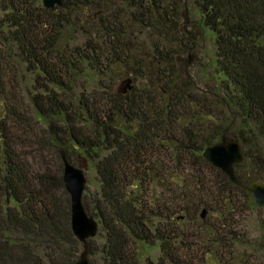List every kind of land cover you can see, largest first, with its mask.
Here are the masks:
<instances>
[{
    "label": "trees",
    "instance_id": "trees-1",
    "mask_svg": "<svg viewBox=\"0 0 264 264\" xmlns=\"http://www.w3.org/2000/svg\"><path fill=\"white\" fill-rule=\"evenodd\" d=\"M187 1L214 36L207 89L164 50L177 0H63L54 9L0 0V264L77 259L62 158L79 156L98 181L89 201L82 196L99 224L89 264H142L135 246L155 242L157 264H264V240L238 234L237 195L252 205L247 192L202 158L221 136H236L244 155L237 177L264 183L256 169L264 159L256 173L241 171L250 146L264 143V0ZM143 36L155 38L150 53ZM124 70L132 89L116 93L110 81ZM85 71L96 88L75 94ZM195 157L218 182L205 179ZM235 246L253 250L237 255Z\"/></svg>",
    "mask_w": 264,
    "mask_h": 264
},
{
    "label": "rangeland",
    "instance_id": "rangeland-1",
    "mask_svg": "<svg viewBox=\"0 0 264 264\" xmlns=\"http://www.w3.org/2000/svg\"><path fill=\"white\" fill-rule=\"evenodd\" d=\"M183 2V3H182ZM180 0H177L175 8L179 12V17L177 18L175 28L167 31L165 39L167 43L164 45V50L169 51L171 56L174 58V63L176 66L195 78L198 82L199 87L210 88L213 86L214 78L212 77L213 73V63L215 60V42L213 33L210 31H203L200 28L199 24V14L195 10V6L192 1L181 0V5H178ZM180 6V7H178ZM174 12V11H173ZM175 14V13H174ZM177 27V29H176ZM138 42L144 44L142 51L144 53H150L151 41L155 38L152 37L148 39L147 36L140 38ZM191 57L190 63L186 61L187 57ZM132 79V75L126 70L121 72H116L113 79L110 81L111 87L114 89H120V84L125 79ZM98 79L92 75L91 72L85 71L84 74H80L76 78L75 84V94L81 91L83 86L96 88V81ZM133 84V82H132ZM26 86V84H25ZM28 85L27 87H29ZM88 88V91L91 90ZM74 93H72L73 95ZM230 129H236V124H229ZM249 149V147H248ZM249 158L248 162L242 167L241 171L247 175L256 173L253 169V164L259 163V158L264 159V143L256 144L250 146L249 149ZM195 162L197 163L198 169L202 172V175H206L209 181H217L216 172L206 167L199 158L195 157ZM73 165L86 166L84 170V175L86 178V184L84 188L83 195L86 198V201H89L94 193L98 191V181L96 176V171L92 163L85 158L83 162V157L79 156L75 161H72ZM261 164V163H259ZM256 169L261 173L264 172L262 169L264 166ZM252 171V172H251ZM239 206L242 209L240 216L235 217V221L239 223L238 234L245 241L253 242L254 244L261 243L264 240V209L257 208L254 204H250L245 201L241 195H237ZM208 233L206 235L202 232L197 240L200 244H204L208 238ZM263 242V241H262ZM237 255L248 254L253 249L245 248L240 246H235ZM135 250L138 253L139 258L141 259L142 264H147L148 261H152L154 264L158 263V258L160 256V249L158 243L155 242L152 245H142L138 244L135 246Z\"/></svg>",
    "mask_w": 264,
    "mask_h": 264
},
{
    "label": "water",
    "instance_id": "water-1",
    "mask_svg": "<svg viewBox=\"0 0 264 264\" xmlns=\"http://www.w3.org/2000/svg\"><path fill=\"white\" fill-rule=\"evenodd\" d=\"M63 0H42L45 9H54L61 6ZM186 61L190 63L191 57ZM132 79L127 78L121 82L120 89L114 88L113 91L125 94L132 89ZM202 158L220 170L233 185L244 189L252 203L260 209H264V183L260 180L245 184L240 180L234 167L244 162L242 145L236 136H221L220 140L206 146L202 151ZM85 162V158H83ZM62 181L65 191L70 201V226L74 238L81 244V252L73 264H89L87 242L96 237L98 232V221L89 216L83 207L82 196L86 184L84 170L86 166H75L67 159L62 158ZM205 211L201 213L203 218ZM147 264H154L148 261Z\"/></svg>",
    "mask_w": 264,
    "mask_h": 264
}]
</instances>
